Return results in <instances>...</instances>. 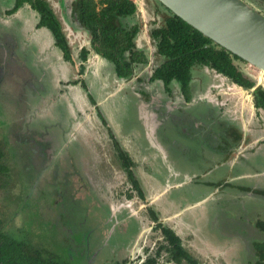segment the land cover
Segmentation results:
<instances>
[{
	"label": "rangeland",
	"instance_id": "1",
	"mask_svg": "<svg viewBox=\"0 0 264 264\" xmlns=\"http://www.w3.org/2000/svg\"><path fill=\"white\" fill-rule=\"evenodd\" d=\"M251 1L254 6L264 10V0ZM5 10L6 5L0 2L1 30L2 21H6ZM145 15L143 12V17ZM138 17L139 23L149 25L145 21L148 17L145 20L140 14ZM31 19L28 20L30 24ZM148 28L140 31L137 40L146 47L152 42ZM23 32L30 34L33 44H25L22 35L16 40L13 31L9 34L13 38L14 45H10L13 49L5 53L0 44V68L3 70L0 75V146L7 151V155L1 159L10 167V179L5 182L6 186L0 183V214L7 217L6 225L14 228L15 232L21 228L27 229L30 243L35 246L47 245L60 255L69 250V235L80 239L81 229L77 228V222L82 218L84 224L92 226V240L103 253L97 258L90 257V254L88 257L91 263L109 264L122 260L127 255L125 245L138 235L139 225L130 215L122 213L124 210L119 209L128 206L133 214L141 215L144 210L138 207L143 204V200L136 193L132 196L131 193L127 194L125 173L119 165L110 136L101 122L95 123L88 116L92 114L96 119L95 107L91 105L90 113V105L80 102L84 98L83 90L77 92L70 84L62 83L75 78V72L79 69L80 61L75 57L78 41L68 37L73 59L76 61L74 64L62 61L61 52L55 50V47L53 50L52 45L48 46V51L41 53L40 62L34 51H39L42 44L47 45L50 35L43 37L42 43L38 35L31 33V28H24ZM1 38L3 37L0 36V42ZM25 48H28L27 51ZM30 57L32 61L27 64ZM4 58L6 63H3ZM37 61L42 65L40 72L36 74L34 88V84L26 81L34 80V76L30 77L29 67H34ZM48 63L56 65L50 66ZM100 63L104 61L94 54L85 61V78H88L89 85L90 82L94 85L95 81L110 73L107 68L104 74ZM239 63L240 67L249 70L248 73L253 76L256 74L253 66L246 62ZM62 67L70 73L63 74ZM225 81L227 80L223 75L205 67L197 71L193 83L199 88H203V85L206 87L208 83L211 85L209 91L214 95V90H219L217 84L225 83L226 90V85H232ZM53 88L55 90L52 91ZM151 91V95L157 96L155 85H151ZM76 93L78 94L73 95ZM52 96L63 102L67 108L64 105L54 107L50 99ZM118 100L113 99L114 104ZM144 103L150 105L147 107L149 111L145 112L147 122L142 119L135 129L140 132V137L137 132H130L133 136L128 146L135 147L134 142L139 140L149 156L147 159L138 155V160L142 163L137 168L147 184L155 185L152 189H146L148 195L162 189L165 183L171 184L159 197L158 203L163 211L160 216L166 220V224L178 229L183 236L185 248L202 264H249L247 259L250 256V241L259 235L253 224L257 219H264V194L259 191H241L237 185H250V188L264 190V155L254 152L241 158H213V150L207 146V142L206 147L202 145L204 148L199 144L201 135L186 129L181 130L188 134H180L175 128V133L170 132L171 124L167 122L163 129H159L161 142L158 144L152 132L154 120L151 121L150 115L154 100ZM80 106L83 110L77 112L84 118H79L76 114V108ZM31 111L39 113L29 118ZM115 111L125 124L124 111L130 116L136 113L131 106L122 102L118 108L115 107ZM255 115L254 123L257 122L256 126L260 128L256 136L260 142L264 140V132H260L264 130V118L258 113ZM44 120H50L51 124L59 121L61 125L59 127L57 124H46L48 128ZM179 122L182 126L186 121L182 122L180 119ZM145 127L150 129L149 139H142ZM115 128L117 132L124 134L123 129ZM54 131L57 140H62V146L59 143V148L54 145L55 148L47 149V137H51ZM123 137L121 144L128 147L127 143H123L127 142L126 135ZM240 176L248 181L237 180L241 179ZM166 177L171 182H163ZM4 179L6 177L2 181ZM228 182L230 183L224 186ZM7 197L16 200V203L8 204ZM124 197L129 199L125 200ZM22 200L19 209L17 204ZM109 203L113 204L112 213L107 207ZM63 209H69L71 213L67 217L61 216L60 211ZM114 212L119 215H113ZM173 212L176 216L171 218ZM141 216L144 225L140 232L143 233L142 240L153 243L160 236L159 229H154L155 222L151 223L149 218L143 219L144 216ZM181 220L185 222L184 225H181ZM119 248L121 253L116 252V255L109 256ZM70 252L75 254L73 248ZM162 254L166 257L164 252ZM74 258L77 259L75 256Z\"/></svg>",
	"mask_w": 264,
	"mask_h": 264
},
{
	"label": "flooded vegetation",
	"instance_id": "2",
	"mask_svg": "<svg viewBox=\"0 0 264 264\" xmlns=\"http://www.w3.org/2000/svg\"><path fill=\"white\" fill-rule=\"evenodd\" d=\"M244 1L253 4L251 0ZM0 2L6 5V18H4L6 19V21H2V30L0 29V36L3 37L1 38L0 44H2L3 51L5 53L13 49V47L10 46L14 45L13 38L9 35L11 34V31H13L12 34L16 37V40L20 39L19 36L22 35L24 42H26L25 44H33L32 39L29 36L30 34H28L27 32H23L24 28H31V33L34 36H37L38 34L39 37L42 36L43 38L47 37V35H50V37L54 40V42L52 44L50 43V45L53 46V50L55 47V50L58 49L61 52L63 58L62 61H68L70 64H74L76 61L75 59H73L68 37L75 38L78 41V46L76 47L77 55L75 57H77L80 61L79 69H77V71L75 72V78L66 80V82L67 84H72L73 81H75L76 85L79 86L76 90H83L84 98L81 99L80 102L84 103V105L86 106L88 104L90 105L88 106L90 113L91 105L95 107L96 119L92 116V114L91 116L95 123L101 122L104 125V127L106 128L105 130L110 136L111 144L117 154V158L119 159V165L125 173V180L127 183L126 189L128 190L127 194L131 193L130 195L132 196L136 193L140 197V199L143 200V204H140L138 207V209L142 208L144 210L141 211V215L144 216L143 219L149 218L148 220L151 223L155 222L153 227L155 230L159 229L160 233V236H157L155 238L156 241H154L153 243L147 242V240H142L143 233H140L141 228L144 227L141 218L142 216L133 214L131 208L128 206L121 207L119 210H124L122 213L130 215L131 218L135 219L137 224L139 225L138 235H136L128 244L125 245V251H127V255L124 258H126L127 264H149V262H152L153 260L154 263L152 264H189L184 260L175 261L170 256L172 255L170 251L171 249H166V247L161 248V245H167V240L163 232L164 228L173 230L179 236L181 245L185 248L182 234L173 225L166 224V220L160 216L163 215V211L161 205L158 203L159 197L164 191L168 190V187L171 186V184L165 183L162 186V189L156 190L155 193L151 195L147 194L146 189H148V187L152 189L155 185L147 184L146 179L140 176L137 168L140 167V163H142L139 162L138 155L143 156L147 159L149 158V156L145 152L144 147L139 144V140L137 142H134L135 144L133 143L135 147H133L132 145L128 146L129 140H131V136H133L132 134H130V132L135 131L140 137V132L136 131L135 129H137V126L139 122L142 121V119H144L146 122L148 119L145 112L149 104L144 102H151L152 100H154V104L151 107L153 113L150 112V114H153V116H151L153 118H151V121L153 122L154 120V124L152 123L154 125L152 132L155 134V139L157 140L158 144L159 142H161V140L159 139V135L161 134L159 129H163L164 124L167 122L171 124L170 126L172 129H169L170 132L173 131L175 133V128L176 131H178V133L180 134H188L187 131H192L194 132V134L201 135L202 140L199 144H201V147H203L204 145L206 147L207 142V146L213 150V158H215L216 156L220 159H233L235 157L241 158L254 152H261L262 155H264V140L259 142V138L258 136H256V133L260 128L256 126L257 122L254 123L253 118L255 113H258L259 115L263 116L262 118H264V107L257 105L258 90H264V81L261 86L256 87L254 90L251 89V87L257 80L258 70L256 69V74H254L253 76L252 74L247 72L249 70H247L246 68H240L243 73L253 78L252 84L248 86H244L243 84L237 82L234 77L228 76L223 72H217L214 68H211L206 63L204 64L199 62L193 63L189 67L188 88H182L180 82L175 78H172L168 82H165L162 78L159 77L152 78L155 68L161 66L165 59L164 56L159 53V49L157 46L158 39H155L153 37V33L155 29L157 30V28L165 25L164 20L166 17L174 14L159 0H140L139 5L135 4V10L132 14H127L120 17V20L123 23H127L130 27L136 25L138 28L135 36L133 37V40L134 49L135 51H137V53H139L141 60L136 62V69H133L132 72L127 76L120 75L116 69V63L102 55L97 50L94 45V34L86 25H84L80 21L79 16L76 13L74 5L75 0H30L24 1L20 5H17L16 0H0ZM252 4L251 6L256 8L261 14L264 15V10H261L258 8V6H254V4ZM37 5H39V7ZM9 10L11 11L9 12ZM143 12L144 14H146L145 17H143ZM139 14L142 16L143 20L148 17V19H146L145 21L149 22V25L139 23ZM30 18H32L31 24L28 21ZM42 20L54 21L57 23L60 34L64 37V40L66 41V44L68 46V52L70 53L71 59H66L64 57L63 50L60 48V45L56 43L55 33L52 31L49 25L44 22L41 23ZM147 27H149L147 31H149L148 34L152 38V42L149 46L146 47L144 44H139L137 40L139 38L140 31L142 29H146ZM27 49L28 48H25L24 50L27 51ZM34 52L37 53L36 58H38V61L41 62L42 58L40 55L43 51L37 50ZM93 54L104 61V63H100L101 70H103L102 72L104 74L105 72H107V68L108 70L110 69V73L105 74V76L108 75L112 82L116 84V86H113V89H111L112 83L111 86H108L109 88L99 86L97 81H95L94 85L91 84V82L89 85L88 78H85V61ZM31 61L32 57H30V61L26 63L30 64ZM3 63H6L5 58ZM205 67H208L223 75L225 77V80L231 82L232 85H226L228 86L226 90L224 88L225 83L221 84L223 82L221 80V83L217 84L219 85L217 86L219 90H214L216 92L214 93V95L210 93L209 89L211 85H209L208 83L206 84V87L205 85H203V88L195 86V84L193 83L194 75L199 69H203ZM62 70L63 74L70 73V71L67 72V69L65 67H62ZM30 73L31 76L34 75L33 70H30ZM1 74H3L2 68H0V75ZM61 79H64V77ZM26 82H31L32 85L34 84L33 86L35 88V83H32L31 79H28ZM151 85H155L157 96H153L150 94L152 92ZM103 89V92L109 93L107 97L101 96V110L99 105L97 107V105L93 103V99L98 100L97 92ZM52 90L55 89L53 88ZM137 97H139L140 99ZM113 99L119 100L116 104H114ZM121 102L124 103V105L131 106V108L136 111V113H133L132 116L128 115L126 111H124L123 114L124 117H126L125 119L127 125H125L124 127L122 124L125 123V121L120 120L121 117H119L115 111V107L117 106L118 108L119 105H121ZM61 104L66 107L63 102H61ZM53 105L54 107H57L59 105V101H53ZM78 110L81 112L83 110L82 106L76 108L77 115L80 114L79 112H77ZM38 113L31 111V115L29 118ZM171 117L172 120H170ZM180 119L182 120V122L186 121L182 126L179 122ZM43 122H45V125L57 124V126L59 127L61 125L59 121H53V124H51L50 120H44ZM115 127L123 129L124 134H120L119 132H117ZM143 128L144 127H142V131ZM181 129H186L187 131L184 130V132H182ZM149 130L150 129H148V127H145L142 139H149ZM42 131L44 132L43 129ZM260 132H264V130ZM124 135H126L127 137V142L123 143H127L128 147H124L121 144V138H124ZM55 136H57V134L54 131L52 132L51 137H47V149L55 148L54 145H58L59 143H61L59 144L60 147L62 146V140L58 141L57 137ZM63 143L65 144L66 142L64 141ZM59 145L57 146L58 148ZM120 151H123V153L125 154L124 159L120 158ZM240 178L241 179L237 180L248 181V179L245 180V178H242V176H240ZM133 182H135V184ZM163 182L171 181L167 178ZM204 183H206V181H204ZM229 183L230 182L225 183L224 186H226V184L228 185ZM180 184L181 183H178V185ZM174 185L175 184L173 183L172 186ZM240 185L244 184L237 185L239 190L246 192L250 191L242 189V187L246 186ZM124 199L128 200L129 198L124 197ZM107 207L111 213L114 211L113 204L109 203ZM70 213L71 210L69 209H63L62 211H60V215H63L64 217H67ZM125 214H123L122 217H124ZM113 215L119 214H116L114 212ZM175 216V212H173L170 217L173 218ZM77 223V228L81 229L80 239H78L75 235H69V237L67 238L69 241L68 244H70L69 249L73 248L78 264H92L91 259L88 256H90L91 254L90 257L96 256L97 258V256L101 253L98 250V247H96L95 241L92 240L93 228L90 225L84 224L82 218ZM184 224L185 222L181 220V225ZM76 231L80 232V230ZM135 245L136 247L134 248ZM116 252L121 253V248L114 251L109 256L111 257L116 255ZM162 252H164V255H166V257L163 256ZM132 254H134L135 256H132ZM198 264L202 263L198 261Z\"/></svg>",
	"mask_w": 264,
	"mask_h": 264
},
{
	"label": "trees",
	"instance_id": "3",
	"mask_svg": "<svg viewBox=\"0 0 264 264\" xmlns=\"http://www.w3.org/2000/svg\"><path fill=\"white\" fill-rule=\"evenodd\" d=\"M24 1L30 0H16V3L20 5ZM74 5L80 21L94 34L95 47L102 55L116 63L118 73L127 76L133 69H136V62L141 60L139 53L134 49L133 40L138 28L136 25L130 27L120 20V17L134 12L135 3L133 0H75ZM37 6L39 7V5ZM164 21L165 25L155 29L153 37L158 39L159 53L165 59L161 66L155 68L152 78L159 77L165 82L175 78L180 82L182 88H188L189 67L193 63L199 62L208 64L217 72L234 77L244 86L252 84L253 78L240 69L243 67H240L239 62L245 63L241 57L215 43L175 14L169 15ZM43 22L49 25L55 33L56 43L63 50L64 57L71 59L68 46L60 34L57 23L49 20H42L41 23ZM257 105L264 107L263 89L258 90ZM6 153L7 151L0 146V183L2 185L7 182V179H10L8 178L10 177V167L1 159L7 155ZM119 155L124 159L123 151H120ZM3 177L6 179L2 181ZM133 183L135 184V182ZM242 189L249 190L250 188L242 187ZM255 191L264 194V190ZM8 193L10 194L9 190ZM6 200L8 204L16 203V200L13 201L8 197ZM23 200L17 204L19 209H21ZM14 212L16 213V211ZM6 223L7 217L0 214V264H78L74 260L75 254L70 252L71 248L60 255L47 245L35 246L29 242L27 229L21 228L15 232V229ZM253 226L259 235L250 241L251 248H248L250 256L247 263L264 264V219H257ZM163 232L167 245H161V248L171 249L172 255L170 256L175 261L184 260L189 264H198L197 259L181 245L179 236L173 230L164 228ZM152 263L154 260L149 262V264ZM109 264H127V260L124 258Z\"/></svg>",
	"mask_w": 264,
	"mask_h": 264
},
{
	"label": "water",
	"instance_id": "4",
	"mask_svg": "<svg viewBox=\"0 0 264 264\" xmlns=\"http://www.w3.org/2000/svg\"><path fill=\"white\" fill-rule=\"evenodd\" d=\"M174 14L258 70L264 81V15L244 0H159ZM139 5L140 0H133Z\"/></svg>",
	"mask_w": 264,
	"mask_h": 264
},
{
	"label": "crops",
	"instance_id": "5",
	"mask_svg": "<svg viewBox=\"0 0 264 264\" xmlns=\"http://www.w3.org/2000/svg\"><path fill=\"white\" fill-rule=\"evenodd\" d=\"M37 35H38V34H37ZM40 39H42V43H43V38H42V36L40 37ZM53 42H54L53 38H50L49 41H48V43H47V45L42 44L41 46H39L40 51H43V52L48 51V50H49L48 45H50V43L52 44ZM47 47H48V48H47ZM48 64H50V66H51V64H53V63H48ZM41 65H42V63H38V61H37L36 64L34 65V67H32V65L29 67L30 70H33V71H34V75H32V76H34V80H32V82L34 81L33 83H35V82L37 81L36 74H38V73L40 72V70H41ZM53 65H55V63H54ZM48 69L53 70L52 67H48ZM32 76L30 75V77H32ZM110 80H111V79H110L109 77H107V76L104 75V78H103V77L100 78L97 82H98L99 86H104L105 88H109L108 86H109V85L111 86V83H112L111 89H113V86H116V84H114V83L112 82V80H111V81H110ZM65 82H66V81H64V82H62V83L64 84ZM66 83H67V82H66ZM68 85H69V84H68ZM70 85H71L72 88H75V90L78 89V87H79V86L76 85L75 81H74L72 84H70ZM54 89H55V88H54ZM52 91H53V90H52ZM103 91H104V90H101V91L97 92V95H98L97 98H98V100H94V99H93V103H95V104L97 105V107H98V105H100V103L102 104L101 96H106V97H107V95H108V93H109V92H103ZM77 92H81V91H77ZM89 93H90V92H89ZM77 94H78V93L73 94V95H77ZM99 97H100V98H99ZM54 98H55V97H54ZM54 98H53V96L50 97V99H51L52 102L55 101ZM93 98H94V97H93ZM73 99H75L74 96H73ZM75 100H76V99H75ZM59 105H62L60 101H59ZM101 107H102V106H101ZM146 110H149V109L146 108ZM152 113H153V111H152ZM150 115H151V114H150ZM88 116H89V118H92L91 114H89ZM151 116H153V114H152ZM78 117H79V118H84L82 114H79ZM80 120H81V119H80ZM92 121H93V118H92ZM92 121H90L91 124H92ZM70 122H71V121H70ZM122 125H123V127H124L126 124L123 123ZM74 129H76V128H74ZM249 186H250V185H249ZM249 186L246 185V187H249ZM249 188H250V187H249ZM249 190L252 191V192H254V191L257 190V189H256V188H250Z\"/></svg>",
	"mask_w": 264,
	"mask_h": 264
},
{
	"label": "bare ground",
	"instance_id": "6",
	"mask_svg": "<svg viewBox=\"0 0 264 264\" xmlns=\"http://www.w3.org/2000/svg\"><path fill=\"white\" fill-rule=\"evenodd\" d=\"M3 153V152H2ZM244 186H246V185H244ZM150 214V213H149ZM72 218V217H71ZM150 223V222H149ZM167 229V228H166ZM169 241V240H168ZM179 243V242H178ZM160 245V244H159ZM256 246V245H255ZM264 251V250H263ZM51 253V252H50ZM187 254V253H186ZM189 259V258H188ZM194 261V260H193Z\"/></svg>",
	"mask_w": 264,
	"mask_h": 264
}]
</instances>
